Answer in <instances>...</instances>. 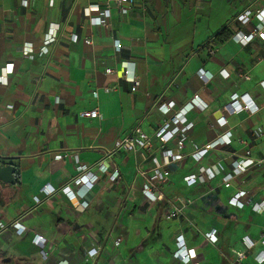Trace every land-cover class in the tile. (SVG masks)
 <instances>
[{"label": "crops", "instance_id": "1", "mask_svg": "<svg viewBox=\"0 0 264 264\" xmlns=\"http://www.w3.org/2000/svg\"><path fill=\"white\" fill-rule=\"evenodd\" d=\"M91 2L105 0H0V74L6 76L0 82V162L15 166V182L0 181V222L19 219L25 227L20 234L0 229V264H264L254 259L264 248V211L251 208L264 197V39L243 45L232 37L255 22L243 25L236 15L264 7V0H134L126 14L109 7L105 24L84 15ZM47 34L55 40L41 53ZM25 46L31 57L23 54ZM123 64L134 74V88L122 77ZM234 92L248 93L258 111L235 113L229 105ZM168 101L174 106L163 114L157 103ZM189 102L183 158L162 167L169 171L159 185L163 199L148 202L141 171L150 173L153 158L161 163L163 147L174 148L177 137L162 146L154 132ZM93 108L95 117L79 114ZM136 125L151 137V149L106 154ZM227 130L229 143L204 150L199 160L191 157L194 145ZM238 158L253 162L225 187L222 177ZM99 161L105 171L94 166ZM79 164L97 180L83 197L69 200L57 188ZM201 166L218 173L187 185L183 176ZM114 168L119 176L111 180ZM45 184L55 188L49 195ZM237 189L247 192L241 207L228 202ZM172 205L183 207L167 218ZM212 229L214 242L205 236ZM177 233L196 252L188 263L173 256ZM36 234L44 241L34 243ZM243 237L253 246L236 261Z\"/></svg>", "mask_w": 264, "mask_h": 264}, {"label": "built area", "instance_id": "2", "mask_svg": "<svg viewBox=\"0 0 264 264\" xmlns=\"http://www.w3.org/2000/svg\"><path fill=\"white\" fill-rule=\"evenodd\" d=\"M28 0H23V4L27 5ZM134 5V0H105L104 4L101 6L98 3H89L84 7V15L89 18L91 24H105V17L108 14L109 7L114 6L118 10L120 14L128 13ZM92 12H96V14H92ZM236 19L241 22L243 25H249L251 20L254 19L255 22L251 23L247 32H243L238 30L235 32L232 37L235 41L245 45L252 38L258 36L264 39V7L259 8H244L236 15ZM55 40L54 34H47L42 41L41 53H46L48 49V44L52 43ZM85 43H91V38L87 37L84 39ZM23 54L31 57L30 46H25L22 49ZM8 69H12V63L5 64ZM122 67V77L127 81L133 83V88L136 86L137 81L134 77V74L129 71L126 67V64L121 65ZM107 72H111V68L106 69ZM223 75L228 76V73L225 70H221ZM199 74L202 76L203 73L199 71ZM245 78H249L248 75H244ZM0 82H6V76L0 74ZM261 85L264 86V80H261ZM109 88L106 87L105 91H108ZM96 95V91L93 92ZM194 102L198 101V97L195 95L192 99ZM229 105L231 109L235 113H239L241 111H246L249 114H253L258 111V105L253 101V99L248 95V93H237L234 92L230 95ZM174 102H159L157 103V108L163 114L169 113V111L173 108ZM192 106V103H187L184 106L180 107L176 110L172 115H170L169 119L163 121L161 125L155 130L154 137L158 140V142L165 146L174 136L176 137V146L174 148L163 147L162 155L163 161L161 163L158 162L156 158H153V166L150 169V173L146 174L145 171H141V173L146 177V181L141 186V194L148 202H154L157 200L163 199V194L159 188L160 183L167 180L169 171L167 169L162 168L163 166L179 161L183 158V154L181 149L184 147V142L186 140V133L191 128L192 123L187 120L185 117L186 112L189 107ZM203 106V105H202ZM81 116L95 117L97 115V108H93L91 110L81 111L79 113ZM219 124H224V117H219L217 119ZM230 131H225L216 137L213 141L207 142L202 147H197L194 145V150L191 152V157L195 160H199L202 157V152L204 150H208L215 146L217 143L227 144L230 142ZM261 134V129L258 128L253 135V139H257ZM243 144H246V141L241 140ZM151 137L139 126L136 125L133 129L124 137L119 138L112 149L105 151L106 154H110L117 150L124 151H136L139 148L151 149ZM248 152V151H247ZM264 159H261L262 161ZM248 161V160H247ZM253 160H249L245 162L243 158L235 159L233 162V166L231 172H227L222 177V182L225 187L230 185V180L234 177V175L239 174L246 167L247 163H252ZM98 171H105L107 169L106 165L101 161L94 164ZM87 165L79 164L76 166V173L73 175L67 182L59 186L57 189L60 193L65 195L69 200H77L80 197H83L88 190L90 184L97 180V174L92 172ZM218 171H214L211 167H199L197 171L188 173L183 176V180L187 185H193L198 181H205L215 176ZM119 176V171L117 168H114L109 174V179L115 180ZM71 185H76L77 189L73 190ZM42 190L47 194H51L55 188L52 186L45 184L42 187ZM246 190L237 189V191L230 196L228 202L231 205L243 206L244 202L240 200L241 197L246 195ZM35 202L38 203L39 199L35 197ZM78 206H81L78 205ZM183 207V205H182ZM182 207H176L172 205V208L167 211L166 217L172 218L176 217L181 211ZM252 210L257 212L264 211V197H262L259 201L254 202L251 206ZM4 227H12L14 231L18 234L22 233L25 227L20 223L19 219H15L8 224L0 222V229ZM205 236L208 241L214 242L216 240V235L214 229L205 233ZM32 241L34 243H41L44 241L43 236L34 235ZM242 243L245 247L243 250L235 251V260L239 261L243 259L246 255V250L250 249L253 246V241L249 240L247 237L242 238ZM175 244L176 248L173 252V256L183 263H188L192 258L196 257V252L194 248L188 247L185 243L183 236L180 233L175 235ZM261 244L264 245V237L261 239ZM254 259L257 263L264 262V248H262L255 256Z\"/></svg>", "mask_w": 264, "mask_h": 264}, {"label": "water", "instance_id": "3", "mask_svg": "<svg viewBox=\"0 0 264 264\" xmlns=\"http://www.w3.org/2000/svg\"><path fill=\"white\" fill-rule=\"evenodd\" d=\"M14 172L15 166L12 163L0 162V181L13 184L15 182Z\"/></svg>", "mask_w": 264, "mask_h": 264}]
</instances>
